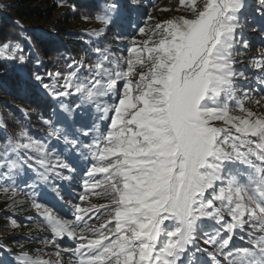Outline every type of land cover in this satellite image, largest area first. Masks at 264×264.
<instances>
[{
  "label": "snow or ice",
  "instance_id": "6c2138e0",
  "mask_svg": "<svg viewBox=\"0 0 264 264\" xmlns=\"http://www.w3.org/2000/svg\"><path fill=\"white\" fill-rule=\"evenodd\" d=\"M127 7L105 3L89 35ZM177 11L151 24L148 13L126 56L95 47L49 82L29 71L21 43H0V68L51 111L44 140L0 123L3 191L24 184L44 233L31 251L0 242L11 256L0 264H264V111L245 106L264 100L251 95L264 86V47L249 62L253 80L236 67L250 14L264 32V0H178ZM78 175L69 220L48 201Z\"/></svg>",
  "mask_w": 264,
  "mask_h": 264
},
{
  "label": "trees",
  "instance_id": "16d2710c",
  "mask_svg": "<svg viewBox=\"0 0 264 264\" xmlns=\"http://www.w3.org/2000/svg\"><path fill=\"white\" fill-rule=\"evenodd\" d=\"M99 1L16 0V3L8 6L7 13L0 15V43L8 39L23 43L24 54L29 57L27 65L29 71L44 75L45 82H49L47 72H66L67 65L82 55L91 60V57L86 54L93 49V45L85 44L80 40L79 34L65 31L63 27L73 18L96 15L101 11ZM104 1L112 2V0ZM61 4L71 5L72 10L66 11L52 23V27L57 29L55 34L42 35L36 27L23 28L17 23V19L28 22L44 21L50 18ZM123 11L124 20L130 21L134 13L131 7ZM120 24L117 20L116 25L108 29L107 36L110 40L119 30ZM37 58H39V64L35 63ZM0 63L5 62L0 61ZM7 64L9 65V62ZM18 81L19 77L15 72L5 73L0 68V123L7 125L8 135H15L24 128L35 139L44 140L46 127L41 117H50L51 111L35 92L25 91L19 86ZM4 136L5 132L0 129V146L4 143Z\"/></svg>",
  "mask_w": 264,
  "mask_h": 264
},
{
  "label": "rangeland",
  "instance_id": "374dc122",
  "mask_svg": "<svg viewBox=\"0 0 264 264\" xmlns=\"http://www.w3.org/2000/svg\"><path fill=\"white\" fill-rule=\"evenodd\" d=\"M248 2L253 6L258 4V0H248ZM14 3H16V0H0V15L7 13L8 6ZM99 3L102 10L103 5L107 2L104 0H100ZM130 3L131 9L134 12L132 14L131 20L125 21L122 17L124 16V14H121L115 20L116 23L117 20L119 23H121L119 30L116 34L113 35V38L111 40L107 36V32L110 27L116 25L115 22L111 26H109L104 34L100 37L97 38L89 35V33L93 32L94 30H98L103 27L101 24L95 21V15L93 17H90V19L88 20L83 19L84 16L73 18L69 20V22L63 27V29L71 33L79 34L80 40H82L85 44H92L93 48L108 47L111 48L113 52L117 53V55L123 54L126 56L127 51L125 49L129 43V38L135 34L136 27L142 25V22L146 19V15L148 13H151V15L154 17V19L149 22L150 24L185 14L182 11H177L178 0H130ZM71 10V5L61 4L53 13V15L44 21L28 22L17 19V22H19V24L23 28L36 27L42 35L55 34L57 33V29L52 27V23L58 17L62 16L63 13ZM252 15H256V21L252 19ZM258 21V14H250L248 23L251 24L252 27L245 26L243 29L244 37L249 41L250 47L249 50L245 53L246 58L243 59V62L236 65L238 69L246 70L248 80H253L254 73H257L258 71L255 69V72L253 73L252 68H250L249 62L253 57L258 58L259 53L257 49L260 47H264V32L260 31V24ZM118 36H120L121 39H117ZM146 38V36H136V39L141 41ZM89 41L91 43H89ZM99 41L101 43H98ZM5 42L17 43L19 41L15 42L14 40L8 39ZM21 45L23 46V43H21ZM31 48L32 47H30V49ZM86 55L90 56L91 59L95 58L91 50L87 51ZM10 64L11 62H9V65ZM241 83L246 84L247 82L242 81ZM262 87L264 86L259 85L255 82L252 84V88H254L255 90L251 92V95L254 96L257 100H259L261 96H264V92L260 91ZM245 106L252 108L255 111H264V100H261L260 105H256L255 103H246ZM77 177L79 179L76 188L77 192H80L81 188L79 187V184L81 182V177L79 175ZM3 185H5L4 182L0 181V242L6 244L8 248L13 249V254L19 253L22 250L20 248V245H24L23 250L25 251H31L35 248L40 247L38 242H33L31 240V237L38 236L40 238H43L44 233L40 232L36 228V223L40 220V218L37 215L38 218L35 219V214L37 213L31 207V202H28V199L25 197V195L27 194H21L18 192L14 194L11 190L8 192H4L3 188L5 186L3 187ZM18 187L21 190H26L22 182H18ZM28 192L30 193L29 190ZM11 220H15L17 224L20 225V227L13 228L11 226ZM45 232H47V229H45ZM4 253L8 256V261H11V256H9L6 252ZM1 257L2 254H0V258Z\"/></svg>",
  "mask_w": 264,
  "mask_h": 264
}]
</instances>
